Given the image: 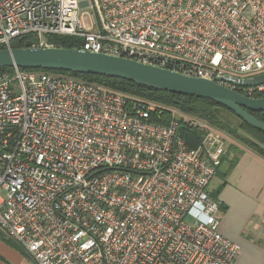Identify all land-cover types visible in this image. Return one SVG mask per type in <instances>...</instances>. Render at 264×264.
Wrapping results in <instances>:
<instances>
[{
    "label": "built area",
    "instance_id": "1",
    "mask_svg": "<svg viewBox=\"0 0 264 264\" xmlns=\"http://www.w3.org/2000/svg\"><path fill=\"white\" fill-rule=\"evenodd\" d=\"M30 33V47L73 37L264 94V82L219 80L264 73V0H0V49ZM183 128L201 133L196 147ZM227 153L208 121L176 107L63 73L0 71V233L37 264H234L239 244L208 191Z\"/></svg>",
    "mask_w": 264,
    "mask_h": 264
},
{
    "label": "water",
    "instance_id": "2",
    "mask_svg": "<svg viewBox=\"0 0 264 264\" xmlns=\"http://www.w3.org/2000/svg\"><path fill=\"white\" fill-rule=\"evenodd\" d=\"M63 70L121 78L156 90L210 99L233 111L239 118L264 132V121L249 112H264V96L248 97L221 84L218 79L190 76L130 58L58 46L0 49V68ZM238 86L264 82V73L248 78H228Z\"/></svg>",
    "mask_w": 264,
    "mask_h": 264
},
{
    "label": "crops",
    "instance_id": "3",
    "mask_svg": "<svg viewBox=\"0 0 264 264\" xmlns=\"http://www.w3.org/2000/svg\"><path fill=\"white\" fill-rule=\"evenodd\" d=\"M226 160L234 165L228 170L223 164L208 186L220 202L219 230L239 244L234 264H264V157L242 145L229 150ZM5 256L0 252V264Z\"/></svg>",
    "mask_w": 264,
    "mask_h": 264
},
{
    "label": "trees",
    "instance_id": "4",
    "mask_svg": "<svg viewBox=\"0 0 264 264\" xmlns=\"http://www.w3.org/2000/svg\"><path fill=\"white\" fill-rule=\"evenodd\" d=\"M35 41H36V37L34 34L31 33L25 34L23 36L15 38L12 41V46L15 48L30 47ZM47 41L50 44L58 47H66V48L80 47V43L77 39L68 36L48 35ZM2 70H11V68L9 67L0 68V71ZM25 70H44V71L58 72L70 76L79 77L89 82L101 83L114 90H118L130 95H135L145 99H149L157 103L165 104L167 106L176 107L187 114L196 116L197 118H200L202 120H206L210 124L218 127L220 126V120L217 117L218 116L217 111L219 108H224L230 111L231 113H233L234 115H236L230 109L207 98L156 90L121 78L94 75V74H80V73H74L63 70H48V69H40V68L38 69L25 68ZM258 96H264V94L257 95V97ZM249 112L258 119L264 121V112H257L251 110H249ZM238 119L240 120L239 128L245 131V133H247L250 137L240 134L237 130H235L236 128H232V127L227 128L228 134L233 136L243 146L253 150L260 156L264 157V132L249 125L241 118L238 117ZM182 134L190 147H196L201 140V133L191 128H183ZM14 139L15 138L11 140V143L14 142ZM231 150H236V147L234 146L231 147ZM223 164H225V166H228L227 168L229 170L234 165V160L227 161L226 156L223 157L221 165L217 168V170H219ZM0 239L6 244L10 245L11 247L18 249L23 255L30 257L25 252V250L21 248V246H19L17 243H15L12 240L4 238L1 233H0Z\"/></svg>",
    "mask_w": 264,
    "mask_h": 264
},
{
    "label": "rangeland",
    "instance_id": "5",
    "mask_svg": "<svg viewBox=\"0 0 264 264\" xmlns=\"http://www.w3.org/2000/svg\"><path fill=\"white\" fill-rule=\"evenodd\" d=\"M91 1V0H90ZM88 11L90 12V14L94 13L93 8L89 7ZM83 22L86 25H91V16L90 15H85L83 17ZM218 119L220 120V126H215L212 125L214 129L217 130V132L219 134H221L226 142H227V146H228V152L229 150H231V147H236L237 149H240V147H242V145L230 134H228L227 132V128L228 127H232V128H236L235 130H237L240 134L242 135H246L249 136L247 133H245V131H243L242 129L239 128V123L240 120L238 119V117L236 115H234L233 113H231L230 111L224 109V108H219L218 109ZM225 127V128H224ZM250 137V136H249ZM187 221H190V219L188 218ZM1 242H3L0 239V245ZM5 242H3L2 244H4ZM6 244V243H5ZM6 246V245H5ZM0 252L5 254L6 259L5 261L1 262V264H18L19 260L22 259V261L20 262V264H37L34 259H32L31 257H27L25 255H23L18 249L11 247L10 245L7 247H4L3 245L0 246Z\"/></svg>",
    "mask_w": 264,
    "mask_h": 264
}]
</instances>
